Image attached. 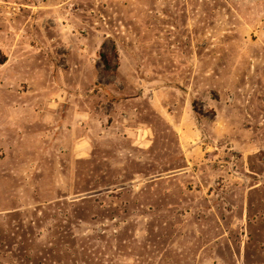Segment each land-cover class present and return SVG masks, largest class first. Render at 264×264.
I'll return each instance as SVG.
<instances>
[{
    "label": "rangeland",
    "instance_id": "374dc122",
    "mask_svg": "<svg viewBox=\"0 0 264 264\" xmlns=\"http://www.w3.org/2000/svg\"><path fill=\"white\" fill-rule=\"evenodd\" d=\"M0 264H264V0H0Z\"/></svg>",
    "mask_w": 264,
    "mask_h": 264
},
{
    "label": "trees",
    "instance_id": "16d2710c",
    "mask_svg": "<svg viewBox=\"0 0 264 264\" xmlns=\"http://www.w3.org/2000/svg\"><path fill=\"white\" fill-rule=\"evenodd\" d=\"M1 63L3 62V60L0 61Z\"/></svg>",
    "mask_w": 264,
    "mask_h": 264
}]
</instances>
